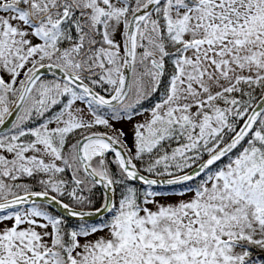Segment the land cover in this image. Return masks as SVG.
<instances>
[{"label": "snow or ice", "instance_id": "obj_1", "mask_svg": "<svg viewBox=\"0 0 264 264\" xmlns=\"http://www.w3.org/2000/svg\"><path fill=\"white\" fill-rule=\"evenodd\" d=\"M0 264H264V0H0Z\"/></svg>", "mask_w": 264, "mask_h": 264}]
</instances>
